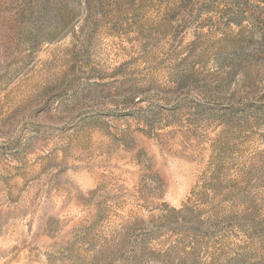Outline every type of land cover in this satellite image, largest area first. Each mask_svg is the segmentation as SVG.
<instances>
[{"label": "rangeland", "instance_id": "374dc122", "mask_svg": "<svg viewBox=\"0 0 264 264\" xmlns=\"http://www.w3.org/2000/svg\"><path fill=\"white\" fill-rule=\"evenodd\" d=\"M0 264H264V0H0Z\"/></svg>", "mask_w": 264, "mask_h": 264}]
</instances>
